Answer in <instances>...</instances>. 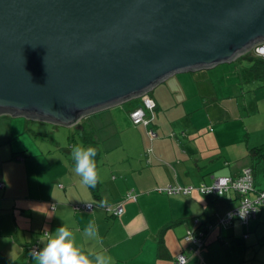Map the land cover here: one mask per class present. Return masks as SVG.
I'll use <instances>...</instances> for the list:
<instances>
[{
  "label": "crops",
  "instance_id": "obj_1",
  "mask_svg": "<svg viewBox=\"0 0 264 264\" xmlns=\"http://www.w3.org/2000/svg\"><path fill=\"white\" fill-rule=\"evenodd\" d=\"M234 70L222 68V75L246 71ZM208 71L178 74L167 81L168 91L154 89L149 97L156 113L147 115L148 125L133 123L132 104L118 105L92 114L91 125L85 119L83 128L75 129L78 142L73 128L60 130L46 122L54 125L48 135L41 130L49 128L46 123L34 124L40 120L25 123L0 115V264H35L28 248L37 242L43 247L45 233L63 224L72 231L75 246L85 254L106 256L109 264H175L195 220L215 223L239 204V197L168 195L163 189L212 184L247 168L254 170L256 188L264 189V159L255 164L249 152L264 145V120L257 118L261 101L251 125L239 121L246 105L255 110L263 83L250 77L233 83L226 94L216 84L221 73ZM189 83L197 84L192 93L184 88ZM27 132L35 135L30 144L22 139ZM76 144L99 151V198L74 173L71 148ZM89 203L96 205L92 212H75L73 205ZM118 204L124 208L119 218L101 208ZM91 221L100 242L84 236ZM220 233L213 232L196 253L187 252L186 264H264V209L247 228L235 223L224 229L221 236L228 244L218 241Z\"/></svg>",
  "mask_w": 264,
  "mask_h": 264
},
{
  "label": "water",
  "instance_id": "obj_2",
  "mask_svg": "<svg viewBox=\"0 0 264 264\" xmlns=\"http://www.w3.org/2000/svg\"><path fill=\"white\" fill-rule=\"evenodd\" d=\"M263 42L264 0H0V115L83 128Z\"/></svg>",
  "mask_w": 264,
  "mask_h": 264
},
{
  "label": "trees",
  "instance_id": "obj_3",
  "mask_svg": "<svg viewBox=\"0 0 264 264\" xmlns=\"http://www.w3.org/2000/svg\"><path fill=\"white\" fill-rule=\"evenodd\" d=\"M244 58H247L252 63L249 70H248V66L246 67L244 65V62H242L244 60ZM229 66H232L235 69L234 71H236L237 69L239 70L240 67L246 69V71L251 72L252 77L261 81L263 83V87H264V55L259 54L256 51V49H253L249 53L241 56L240 58H238L234 63L230 64ZM137 100L138 101L136 104L131 102L132 106H133L132 112L135 111L136 109L142 108L146 112H148L147 115L151 114L153 117L155 116L156 105H155L154 113H150L148 110H146L143 98H140ZM132 112H131V114H132ZM146 118H147V116H146ZM131 119H132V117H131ZM96 151H97V155L94 157L95 162L97 161L98 156H99V151L97 149H96ZM249 152H250V155L252 156L255 164L260 163L264 159V145H261V146L256 147V148H252ZM251 169L253 171V180H254L253 181V187L251 190H247V191L237 190V189L232 187V184H230L229 189L227 191H224L223 193H220V194L219 193H213V192L207 193L206 191H204V189H201L202 185H206V186L210 187L215 183L216 180H218L220 178H228V179L232 178L233 180H236V179L240 178L241 176H243V173L241 175H239L238 177L226 176V177L216 178L212 184H201L199 186H189V187H193V190L190 193H185L183 191H181L180 193H175V194L169 193L170 188L179 187L178 185L169 186L166 189L162 190V194H168V195L192 196V194L198 192L204 196H210V197L215 198V199H222V198H225L230 193H234L235 195H237L239 197V204L237 206H234L233 208H231L227 215L221 217L220 220H217L215 223L207 222L202 218H197L195 220V227L191 231H189L187 233V235L183 238L186 250L183 251V253L180 254L176 258L175 264H178L180 257H184L186 259V262L184 263V264H186L188 261L187 252L196 253L199 250V248L206 247L208 245L207 240H209L211 234L213 232H215L216 230L219 229V231L222 233V231H224V229H227V230L230 229L231 227H233V225L235 223H239V224H241V226L247 228L253 220H256L258 218L259 214L264 209V206H262L260 208V210L255 215L252 214V212H250L248 217H242L241 216V213H243V206H244L245 202L248 200L251 202L252 205H255L254 202L259 198L258 196H259L260 192L264 191V189L258 190L256 188L254 170H253V168H251ZM3 186H4V184H1V182H0V187H3ZM189 187H184V188H189ZM99 190H100V188H99L98 183H97L95 188H91V192L93 193V195L96 198H99ZM131 197L132 196H130L129 198H131ZM87 205L93 206L92 211L95 209V206H96L95 204L89 203V204H76V205H73V207H74V210L76 213L92 212V211L82 210V207L87 206ZM98 206H99V204H98ZM118 206H122V204L121 205L118 204L116 207H112L111 205L103 206V207L101 206V208L105 212H107L109 216L119 218L124 213V208H123V213L118 214L116 212ZM235 211L237 214L233 215L230 218L229 214L233 213ZM221 233H220V237H219L218 241L228 244V238H226V237L222 238ZM48 235H49V233L46 232L45 236L48 237ZM248 237H249L248 234L244 235L245 239H248ZM194 240H196L198 243H194ZM35 247H37L39 249L42 248V246L39 242L32 244L28 248V254L30 257H32L31 253Z\"/></svg>",
  "mask_w": 264,
  "mask_h": 264
},
{
  "label": "clouds",
  "instance_id": "obj_4",
  "mask_svg": "<svg viewBox=\"0 0 264 264\" xmlns=\"http://www.w3.org/2000/svg\"><path fill=\"white\" fill-rule=\"evenodd\" d=\"M97 151L94 147L85 148L76 144L71 148L74 162V173L81 179L83 185L95 188L98 183V173L94 157ZM84 236L90 240H99L98 228L94 221L84 228ZM32 259L35 264H109V259L100 254H85L75 246L72 231L63 224L55 232L49 233L47 242L39 250H33Z\"/></svg>",
  "mask_w": 264,
  "mask_h": 264
},
{
  "label": "built area",
  "instance_id": "obj_5",
  "mask_svg": "<svg viewBox=\"0 0 264 264\" xmlns=\"http://www.w3.org/2000/svg\"><path fill=\"white\" fill-rule=\"evenodd\" d=\"M256 51L261 54L264 55V43H261L259 45H257L255 48ZM143 101H144V105L146 107V110H148L150 113H154V109H155V102L148 96L143 97ZM147 113L144 109L139 108L136 109L135 111H133L131 117L132 120L134 122L135 125H148L149 121L146 118ZM253 171L251 168L246 169L243 172V176H241L240 178L233 180L228 179V178H220L218 180L215 181V183L208 187L206 185H202L201 189H204V191H206L207 193H223L224 191H227L229 189L230 184H232V187L237 189V190H241V191H247V190H251L253 187ZM193 187H189V188H184V187H174V188H170V192L172 194L175 193H180L181 191L185 192V193H190L192 192ZM203 191V192H204ZM130 197V196H129ZM259 198L254 202L255 205H252L250 201H246L244 206H243V213H241L242 217H248L250 212H252V214H256L260 208L262 206H264V191L260 192ZM93 206L92 205H87V206H83L82 210H86V211H92ZM116 212L118 214H122L123 213V207L122 206H118ZM237 214L236 211L233 213L229 214V217L231 218L233 215ZM194 243H198L196 240H194ZM35 250H39V248L35 247ZM33 249V250H34ZM186 262V259L184 257H180L178 264H184Z\"/></svg>",
  "mask_w": 264,
  "mask_h": 264
},
{
  "label": "rangeland",
  "instance_id": "obj_6",
  "mask_svg": "<svg viewBox=\"0 0 264 264\" xmlns=\"http://www.w3.org/2000/svg\"><path fill=\"white\" fill-rule=\"evenodd\" d=\"M242 62H244V65L247 67L248 66V70H249V68L251 67V65H252V63L247 59V58H244V60L242 61ZM229 66L228 65H222V66H218V67H216V68H214V69H212V70H209L208 72H210L211 74H214V75H216L217 73H221V75H222V68H228ZM192 73H194V72H189V73H187V74H190V75H192ZM186 74V75H187ZM252 78V76H251V72H249V71H245V73H241L240 75H239V72L238 73H227L225 76H223L222 75V78H220V79H217L216 80V84H217V88H220L219 90H223V91H225V93L227 94L232 88H235V86H232V84L233 83H236V82H247L248 80H249V78ZM169 80V79H168ZM168 80H166L165 82H162L161 84H159L158 85V87H156L155 89L156 90H158L159 88L161 89V90H166V91H168L169 90V88H167L166 87V85H169V83H167V81ZM212 82H214V80H212ZM197 84H195V83H189V84H184V88L186 89V91L187 92H193V90H194V87L196 86ZM199 85V84H198ZM214 85V84H213ZM170 87H172V86H170ZM214 87H215V85H214ZM174 89H178V86H176V87H174ZM180 89H183V87H179V91H181ZM154 92V91H153ZM153 92L151 91L149 94H150V97H152L153 96ZM250 97V96H249ZM200 98V97H199ZM251 98V97H250ZM257 98V97H256ZM258 99H259V101L256 103V108H255V110L254 111H252V110H250V109H248L247 107V105L245 106L246 108H242V117L240 116V119H239V121L240 122H242V124L243 125H251L250 124V122H249V119H256V111H257V109H258V105H259V102L261 101V106H262V112L259 110V113L257 114V118H259V121H262V120H264V94L262 93V94H259L258 95ZM137 99H135V100H131V101H128V102H126V103H124L123 105H119L120 107L121 106H127V107H129L130 108V106H131V104L132 103H137ZM132 102V103H131ZM206 103V102H205ZM216 103V102H215ZM249 105L251 106V107H253L254 108V104H253V102L252 101H250L249 102ZM133 113V112H132ZM155 113H156V111H155ZM118 115V113H116L115 114V116L117 117V119H119V117L117 116ZM132 115V114H131ZM92 114L91 115H89V116H87L86 117V120H88V122H89V124L91 125L92 124ZM16 120H27V118L26 117H19V118H15ZM28 121V120H27ZM85 121V120H84ZM25 122V121H24ZM30 122V121H29ZM26 123V122H25ZM39 123H46V122H42V121H37V122H35L34 124H39ZM47 124V127H49L48 129H46V128H44V127H42L41 128V130H43V131H46V133L49 135V134H51V133H53L54 132V125H52V124H49V123H46ZM25 128V124H24V127H23V129ZM59 128H61L60 130H63V129H68V128H73V132H72V137H76L77 138V140H76V142H78V141H80V137H79V135H78V133H77V131H75V129H77V127L76 126H72V127H63V126H59ZM5 131L6 132H8L9 131V129H5ZM36 131V130H35ZM61 132V131H60ZM57 136L58 137H61V133H57ZM35 137V135L34 134H32L31 132H27V134L25 135V134H23L22 135V139H24V141H25V143H29L30 144V139L31 140H33V138ZM41 138H42V136H40ZM88 137V136H87ZM29 140V141H28ZM72 141H74V140H72ZM82 142V141H81ZM74 143V142H73Z\"/></svg>",
  "mask_w": 264,
  "mask_h": 264
}]
</instances>
